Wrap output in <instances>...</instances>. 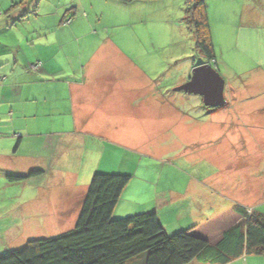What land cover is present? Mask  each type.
Listing matches in <instances>:
<instances>
[{"label": "crops", "instance_id": "obj_1", "mask_svg": "<svg viewBox=\"0 0 264 264\" xmlns=\"http://www.w3.org/2000/svg\"><path fill=\"white\" fill-rule=\"evenodd\" d=\"M157 1L0 0V175L35 170L42 184L41 177L56 166L57 185L65 189H42L30 202L32 210L20 212L29 218L21 217L23 225L36 226L30 221L36 214L48 217L44 224L65 229L63 218L71 210L78 216L94 172L131 175L114 218L153 211L168 235L189 230L216 244L241 220L234 206L264 214V60L237 71L241 75L232 80L223 78L225 106L203 111L201 100L195 104L173 94L170 82L165 86L157 46L136 49L143 36H152L145 24L150 12L155 15ZM250 1L242 13L240 5L234 10L242 16L219 23L239 58L244 49H260L264 55V0ZM36 62L40 68L31 71ZM214 63L211 67L221 72L215 52ZM194 112L197 117L189 115ZM179 142L201 145L198 155L207 156V165L220 175L197 173L201 157H176L192 175L174 168V159L163 162ZM211 143L219 147L218 157ZM108 152L121 155L106 157ZM231 152L232 163L238 157L241 162L227 167L229 176L222 173L223 157ZM136 154L146 160H137ZM134 168H140V176ZM16 210L5 216L16 218ZM143 261L140 256L127 264ZM229 264H264V257L243 256Z\"/></svg>", "mask_w": 264, "mask_h": 264}, {"label": "trees", "instance_id": "obj_2", "mask_svg": "<svg viewBox=\"0 0 264 264\" xmlns=\"http://www.w3.org/2000/svg\"><path fill=\"white\" fill-rule=\"evenodd\" d=\"M184 22L194 35L197 52L206 64L214 63L205 0H187ZM38 173L32 170L6 178L8 183H18ZM130 179L128 174L95 172L71 230L29 240L2 253L0 264H127L140 256L143 264H229L243 256L264 257V214L239 206L234 211L241 220L225 230L216 244L189 230L168 235L153 211L114 218V208Z\"/></svg>", "mask_w": 264, "mask_h": 264}, {"label": "rangeland", "instance_id": "obj_3", "mask_svg": "<svg viewBox=\"0 0 264 264\" xmlns=\"http://www.w3.org/2000/svg\"><path fill=\"white\" fill-rule=\"evenodd\" d=\"M157 2L160 3L154 7L155 15L153 14L154 11H152V13L150 12V14L146 19L148 21L145 24V27L151 29L152 36L150 37L154 40V42L151 43L150 37L148 39L147 37L143 36L140 42V44L142 43V46L140 44H137L136 49H148V48L153 49L154 46H157V49L160 52L159 53L160 65H162L164 69L162 73V77H163L162 80L165 83V86L168 84V82H170L171 86L169 88H171L170 91L173 90V94H179V96H181L182 98H192L191 100H194L192 102L198 104L202 101L201 97H199L198 95H190V94H185L183 92H178V93L174 92L175 88L179 87V85L181 86L182 83L189 80V77L192 74V70L196 66H199L201 64H206V60L204 59V57H202L199 54V52H197V50L195 49V38L192 31L188 28V26L184 22V6L187 0H158ZM238 2L240 4L236 5V3ZM249 2L251 1L250 0H205L206 18H207L208 29L211 40H212L211 30L213 33V30H215V26L217 23V30H216L217 32L213 33L212 44H213L214 52L216 53V60L218 62V66H220V68L219 67L218 68L221 71L217 73L222 77V79L224 78L225 80L234 79V77L241 75L240 73H242L243 71L250 70L251 67H256L259 63L257 62V60L261 62L262 60H264V55L259 54L260 49L259 50L244 49L243 55H241L239 52L240 55L239 58L238 56H236L237 53L234 52L235 45H233V43L235 41V37H233V43H232L233 46L230 48L231 35L228 34L227 40H225L223 37V35L225 36V34H223V32L219 30V23L221 19L233 18L236 20V18H239L240 15L242 16V14H238V13L236 14L234 10L237 9L240 5V12L242 13L245 10L243 5L245 4L246 6H249L250 4ZM150 15H152L153 17H149ZM244 17L242 19H244ZM241 27L243 29L247 27V25L244 24V21L243 24H241ZM7 41H10V37H7ZM181 53L183 55H181ZM236 63L237 66L239 65V68H237ZM218 68H216V70ZM237 71H242V72L238 73ZM248 77L249 76H245L243 80H248L247 79ZM163 90H164L163 92L166 93V90L165 89ZM186 103L188 104V102ZM202 107H203L202 109L203 111L209 110L206 109V107L204 106ZM189 115L192 117L198 116L196 112L192 113V115L191 114ZM205 117L206 116L204 115V117H202L201 120H203ZM40 139L43 140L42 138ZM170 142L171 141L168 140V143ZM210 149L216 152L215 154L218 157L217 154L219 153L218 151L219 147L211 143ZM203 150L204 148H202L201 145L194 144L191 146L188 145L187 147V145H183L179 142L177 145H174L173 148H169L170 152L168 156L164 155L163 162L167 161V159H171V160L174 159L173 162L176 163L173 166L174 168L184 173L185 172L189 173V175L191 173L192 175L193 172H191V167L187 166L186 162L181 161V159H176V157L182 155H184L185 157V155H190L191 158L189 160H194V161L199 160L201 157V160L198 161L199 163L196 166L198 167L197 173L200 172L199 174H201L202 176H207L211 174V178H216L217 176L220 175V173L218 171L217 173H215L213 167L207 165L208 157L203 156L202 158L201 155L200 156L198 155V151L202 152ZM112 155H114L115 158L118 159L121 153L116 154V153L108 152L106 154V157ZM136 155H137L136 157L137 160L140 161L146 160V159H142L141 157L142 155L140 154H136ZM211 155H212L211 158L214 160L215 159V157L213 156L214 154L211 153ZM230 156L235 157L234 152L227 153V155L224 154L223 157V161L226 158L228 162L225 161L224 163L225 168L222 170V173L223 171H227L228 175H229L228 168L231 169L230 165L232 164L236 165L239 162H241V160L239 161V157H238L237 159H234L236 163H232L233 159L230 160L229 159ZM134 157L135 156L133 154H130L128 157V161L134 160L133 159ZM260 162H263V167H264V157L261 158ZM65 169L63 171H66ZM139 169L140 168L133 169V171H135L138 176L141 175V171H139ZM59 170L60 169H57L56 166L53 167V169L50 168V172L48 171L47 172L51 173L52 175L48 176L47 173L46 175H44V177H41L42 179H40V183H42L43 181L42 184H37L39 182L37 179L38 177H33L28 181H26V183L24 182H20L17 184L8 183L7 178H5L6 176H3L4 174L0 175V255L2 253L22 247L29 240L53 237L72 229L75 223V219L77 217L76 216L77 214L74 216L70 215L71 213H73V210L68 211L66 217L63 218V221L65 222L64 226H62L63 228L65 227V229L63 230H59L62 228L60 227L58 228V226H55L50 221H47V223L44 224L42 220L44 219L47 220L48 217L38 218L35 217L36 214L30 217V221L35 220L36 226L31 224L23 225L22 223V218L24 219H29V218H27L26 215L23 216L20 212L23 211L25 214H27L32 210V208L29 207L30 202L36 200L38 194L42 193L41 192L42 189L48 190L51 188L52 192L65 190V189H59L57 185L58 176L54 174L57 173ZM227 174L226 176H228ZM147 176L154 177V174L147 172ZM196 176L198 175L196 174ZM34 182H36V184ZM37 187H39V189ZM23 208L24 209L26 208V212L25 210H23ZM37 209L38 208H36V210ZM12 210L18 211V215L16 214V218L14 217V215L5 216V214H7L8 212L10 211L13 212ZM260 212L264 213V207L261 208ZM37 221H40V224H37ZM66 225H70V226L68 227Z\"/></svg>", "mask_w": 264, "mask_h": 264}, {"label": "water", "instance_id": "obj_4", "mask_svg": "<svg viewBox=\"0 0 264 264\" xmlns=\"http://www.w3.org/2000/svg\"><path fill=\"white\" fill-rule=\"evenodd\" d=\"M224 86V80L209 64H201L192 70L185 84L175 88V92L198 95L204 107L218 109L226 104Z\"/></svg>", "mask_w": 264, "mask_h": 264}, {"label": "built area", "instance_id": "obj_5", "mask_svg": "<svg viewBox=\"0 0 264 264\" xmlns=\"http://www.w3.org/2000/svg\"><path fill=\"white\" fill-rule=\"evenodd\" d=\"M67 23H69V21H67ZM66 23V24H67ZM213 64L214 63H212L211 62V64H209L210 66H213ZM40 63L39 62H36L35 64H33V65H31V66H29V69L31 70V71H37L39 68H40ZM248 212L250 213V211L248 210Z\"/></svg>", "mask_w": 264, "mask_h": 264}]
</instances>
